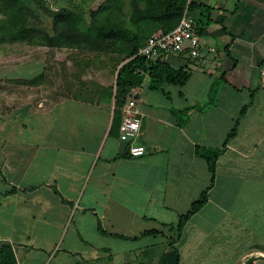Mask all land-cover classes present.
I'll return each instance as SVG.
<instances>
[{
    "label": "crops",
    "instance_id": "crops-1",
    "mask_svg": "<svg viewBox=\"0 0 264 264\" xmlns=\"http://www.w3.org/2000/svg\"><path fill=\"white\" fill-rule=\"evenodd\" d=\"M192 1L201 55L158 57L190 79L147 73L129 96L144 155L111 131L113 99L22 96L21 131L0 133V245L17 264H160L172 247L179 264H264V0ZM201 152L218 153L213 180Z\"/></svg>",
    "mask_w": 264,
    "mask_h": 264
},
{
    "label": "trees",
    "instance_id": "trees-1",
    "mask_svg": "<svg viewBox=\"0 0 264 264\" xmlns=\"http://www.w3.org/2000/svg\"><path fill=\"white\" fill-rule=\"evenodd\" d=\"M187 1L129 0L128 13L124 12L122 4L116 7L106 2L91 11L92 22L86 24L84 11H76L70 6L59 5L54 9L45 0H0V44L6 40L26 41L68 50L66 59L55 60L44 70L53 71L60 80L61 93L66 96L97 101L113 99L115 110L111 131H116L120 128L122 108L132 89L143 84L147 73L153 86L163 82L184 85L190 79L191 74L183 69H174L160 58L149 60L138 54L153 33L171 31L179 24ZM188 7L191 12L193 1ZM45 14L51 19L50 30L44 26ZM206 30L196 27L199 36L206 34ZM55 58L51 53V60ZM98 64L109 65L110 73L116 75L114 85L105 86L94 79H83ZM43 76L44 73H39L27 82ZM201 153L208 161L213 180L218 153ZM207 198L208 189L180 217L176 225L177 236L184 223L205 204ZM179 260L178 249L172 247L160 264H179ZM0 264H17L11 245H0Z\"/></svg>",
    "mask_w": 264,
    "mask_h": 264
},
{
    "label": "rangeland",
    "instance_id": "rangeland-1",
    "mask_svg": "<svg viewBox=\"0 0 264 264\" xmlns=\"http://www.w3.org/2000/svg\"><path fill=\"white\" fill-rule=\"evenodd\" d=\"M49 6L56 9L59 5L70 6L74 10H82L85 14V23L92 22L91 11L96 10L103 3H112L114 6L122 4L124 12L130 10L129 0H45ZM1 16V14H0ZM118 16H116L117 18ZM44 26L49 30L52 27L50 17L43 15ZM215 43V42H214ZM51 53L55 54V59L51 60ZM68 50L56 49L44 44H29L26 41L6 40L0 44V133H16L21 131V121L25 120L29 113V106L21 108L22 96L29 99L34 104V100L42 94L37 92V88L44 87L49 90V86L60 84V80L53 71H45V67L55 60L66 59ZM69 65H71V62ZM110 71L107 64L94 65L87 76L98 78V71ZM45 71V72H44ZM39 73L44 76L34 82H27ZM110 74V72H109ZM114 76V75H112ZM111 79V77H110ZM40 88V89H42ZM48 93V92H47ZM6 118V119H5Z\"/></svg>",
    "mask_w": 264,
    "mask_h": 264
},
{
    "label": "built area",
    "instance_id": "built-area-1",
    "mask_svg": "<svg viewBox=\"0 0 264 264\" xmlns=\"http://www.w3.org/2000/svg\"><path fill=\"white\" fill-rule=\"evenodd\" d=\"M184 11L179 24L168 32L159 30L153 33L139 49L140 55L149 60H156L164 53H190L192 56H200L203 44L200 36L196 32L195 23L189 9V3ZM215 52V48H208ZM123 120L120 125V139L129 142V153L134 156H142L147 152L144 144L135 142V139L141 128V119L138 116L136 102L130 97L122 108Z\"/></svg>",
    "mask_w": 264,
    "mask_h": 264
}]
</instances>
